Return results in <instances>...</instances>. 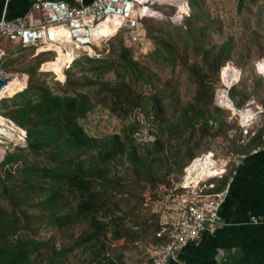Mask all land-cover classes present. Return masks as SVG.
Returning a JSON list of instances; mask_svg holds the SVG:
<instances>
[{"label": "trees", "instance_id": "obj_1", "mask_svg": "<svg viewBox=\"0 0 264 264\" xmlns=\"http://www.w3.org/2000/svg\"><path fill=\"white\" fill-rule=\"evenodd\" d=\"M188 5L190 11L179 26L165 18L144 20L146 37L155 44L151 55L172 68L180 65L195 87L185 104L174 77L149 92L138 91L140 83L151 84L152 78L145 77L121 36L114 57L83 55L93 65L80 78L70 71L77 60L61 74L40 71L49 70L45 62L56 59L52 52L13 68L27 75V85L0 100V118L13 123L27 144L15 146L0 161V264H126L117 247L148 234L155 248L170 239L171 228L158 215L139 220L140 203H155L169 194L195 157L214 152L215 141H223L234 158L264 144V113L262 126L244 139L229 111L214 104L220 69L233 60L243 73L254 59L258 78L250 91L239 86L240 78L230 94L237 105L253 99L264 107V77L254 64L264 58V9L258 11L245 46L234 55L232 38L205 48L212 25L201 0H188ZM158 7L166 13L174 10ZM2 64L3 69L9 67ZM48 74L53 75L52 84ZM97 106L121 119L136 111L152 118L157 129L153 139L136 137V125L102 138L90 135L81 120ZM232 164H226L221 178L211 180L215 188L208 192L224 187ZM135 187L145 195L134 193ZM131 196L135 203L130 204ZM76 227L77 234L72 231ZM50 228L59 233L58 243L37 237Z\"/></svg>", "mask_w": 264, "mask_h": 264}, {"label": "built area", "instance_id": "obj_2", "mask_svg": "<svg viewBox=\"0 0 264 264\" xmlns=\"http://www.w3.org/2000/svg\"><path fill=\"white\" fill-rule=\"evenodd\" d=\"M158 5L172 6L174 10L166 13ZM189 11L188 0H92L87 4L77 5L66 0H33L22 16L13 19L0 18V65L7 56L2 47L4 43L25 48L33 47V56L48 52L54 53V58L59 52L74 54L73 58L67 61V65L83 55H101V51H98L101 42L108 41L122 29L127 32L128 42L140 41L141 45L142 41H146L145 19L165 18L180 24ZM105 27L115 28L114 33L103 34L102 29ZM254 64L255 71L264 77V58ZM224 70H228L225 76ZM8 74L10 73L0 67V78L8 79L0 91L9 83ZM240 78V69L232 62H227L220 69L214 104L229 111L230 117L237 123L245 139L262 126L264 107L253 99H248L241 106L236 104L230 90ZM10 144L13 148L9 147ZM26 144V136L23 143H16L0 132V161L6 152L12 151L15 146ZM261 147H264V144ZM219 162L214 152L201 153L184 168L183 174L175 181L173 190L154 203L158 210L170 214L168 222L172 220V228L169 241L152 251V264L178 261L181 249L188 242L196 240L209 225L218 222L220 208L230 188L229 179L220 190L208 192L209 189L215 188V183L211 180L221 178L226 173V164ZM190 168H193V171L186 179ZM194 172L201 173L196 180H193ZM259 220V217H250L252 222Z\"/></svg>", "mask_w": 264, "mask_h": 264}, {"label": "rangeland", "instance_id": "obj_3", "mask_svg": "<svg viewBox=\"0 0 264 264\" xmlns=\"http://www.w3.org/2000/svg\"><path fill=\"white\" fill-rule=\"evenodd\" d=\"M201 5L204 11L207 13L209 21L212 25V28L209 30L208 36L206 38L204 45L205 48H208L212 45L218 46L226 39L232 38L235 55V53L240 51L242 47L245 46L250 31L255 28L257 13L259 10L264 9V0H255L254 2H250L248 0H201ZM171 23L174 26L181 25V23ZM122 31V34L116 35L113 38L111 37L108 41L101 42V46H98L100 47L98 48V51H101V55L90 57H114L113 50L118 47L119 36H121V39L124 41V43L133 49L134 59H136L139 65L143 68L145 77L150 76L152 78L151 84L140 83L137 86L138 91L149 92L152 89L159 87L166 79L174 77L178 79L180 83V93L183 104L189 102L194 95L195 87L189 82L187 74L183 71L181 66L177 64L174 68H172L171 65L163 62L160 57L152 56L151 53H153L155 49V44L149 37L145 38V42L150 43L149 45H147L144 41H142L143 43L141 42V45L140 41L130 43L127 40V32L125 30ZM2 47L7 52V56L3 62L4 64H9V67L3 66L7 73H19L14 71L13 68H24L33 61V53L31 54V50L28 48L11 43H4L2 44ZM101 48L103 49L100 50ZM82 57L83 56H80L78 59H76L78 61L77 64L70 66V71L72 72L73 76L77 78H80L84 72L89 74V72L86 70L93 65L92 63L84 61ZM253 61L254 59H251L246 70L241 73L242 80L239 86H245L248 91H250L255 80L258 78L252 68ZM229 62L234 63L233 60H230ZM2 65H0V67H2ZM66 66L61 72H55L48 68V66L46 67L49 70L43 71L61 74L66 69ZM52 78L53 75H47V79L50 84H52ZM218 83L215 85V90ZM17 91H15L12 96L3 97V99L13 97ZM1 111L2 109H0V112ZM81 123L90 135L100 138L116 133H122L123 129H128L131 125H136L137 131L134 135L136 137L149 140L153 139L152 134L157 130L152 118L147 117L142 113L136 111L129 117L121 119L110 113L102 106H97L94 108L85 119L81 120ZM159 126L162 128L161 124H159ZM11 146L12 144L9 145V147ZM212 149L215 152L216 157H218L221 162H219V164L229 163L228 167L233 165L232 163L235 161L234 155L230 154L227 145H225L223 141L213 142ZM172 176L173 175H171V177ZM176 178V176L172 177V181H174L173 179L176 180ZM140 189L141 187H135L134 193L136 192L139 194L141 192ZM140 194L145 195L144 193ZM131 198L132 196L129 198L130 204L131 202L135 203L136 199ZM137 210L140 215V221L143 219H149L151 215L156 214V216L158 215L157 219L160 220L161 223L166 221L169 227L172 228V220L168 222V219L171 218L170 214L166 211L158 210L152 201L146 200L145 202L140 203ZM72 231L73 233L77 234L79 227L74 228ZM37 237L41 239L52 238L58 243L59 233L55 228L42 229L38 233ZM154 243L155 241L153 236L148 234L146 237H141L134 242H126L125 244L117 247L115 251L123 253V260L126 264H149L151 253L156 247V244Z\"/></svg>", "mask_w": 264, "mask_h": 264}, {"label": "crops", "instance_id": "obj_4", "mask_svg": "<svg viewBox=\"0 0 264 264\" xmlns=\"http://www.w3.org/2000/svg\"><path fill=\"white\" fill-rule=\"evenodd\" d=\"M32 1L0 0V18L22 16ZM66 1L77 5L92 0ZM234 160L229 193L218 222L188 242L178 261L169 264H264V147ZM251 216L260 220L252 222Z\"/></svg>", "mask_w": 264, "mask_h": 264}, {"label": "bare ground", "instance_id": "obj_5", "mask_svg": "<svg viewBox=\"0 0 264 264\" xmlns=\"http://www.w3.org/2000/svg\"><path fill=\"white\" fill-rule=\"evenodd\" d=\"M103 34L111 35L114 33L115 28L113 27H105L102 29ZM102 34V32H100ZM99 42V41H98ZM97 42V44H98ZM147 45L150 43L145 42ZM60 55V56H59ZM59 57L56 59H53L52 61H49L47 63L48 68L55 72H61L63 71V68L65 67L67 61L71 60L70 58H73L74 54L68 53L64 54L59 52ZM57 57V56H56ZM41 70L42 67H41ZM228 70H224L223 74L226 75V72ZM9 75V83L5 86L3 90L0 91V98L1 97H7L12 96L15 91L20 89L23 86H26L27 84V75L22 73H13L8 74ZM235 75V74H234ZM0 132L4 133L9 139L14 140L16 143H23L25 141L24 135L22 136L19 130L6 118H0ZM193 171V168H190L189 174L185 177L188 179ZM195 177H193V180H196L201 173L194 172Z\"/></svg>", "mask_w": 264, "mask_h": 264}, {"label": "water", "instance_id": "obj_6", "mask_svg": "<svg viewBox=\"0 0 264 264\" xmlns=\"http://www.w3.org/2000/svg\"><path fill=\"white\" fill-rule=\"evenodd\" d=\"M7 78H4V77H1L0 78V89L4 87V85L6 84L7 82ZM182 180V178L180 179V181Z\"/></svg>", "mask_w": 264, "mask_h": 264}]
</instances>
